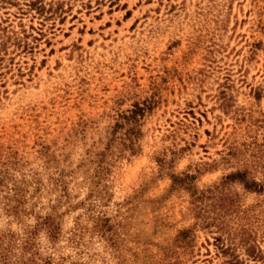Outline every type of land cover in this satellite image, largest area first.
Listing matches in <instances>:
<instances>
[{
  "label": "rangeland",
  "instance_id": "374dc122",
  "mask_svg": "<svg viewBox=\"0 0 264 264\" xmlns=\"http://www.w3.org/2000/svg\"><path fill=\"white\" fill-rule=\"evenodd\" d=\"M0 264H264V0H0Z\"/></svg>",
  "mask_w": 264,
  "mask_h": 264
}]
</instances>
